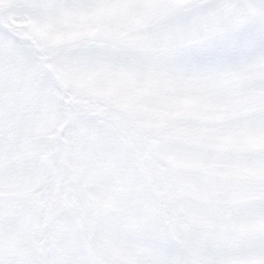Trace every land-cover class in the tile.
Instances as JSON below:
<instances>
[{
    "label": "snow or ice",
    "instance_id": "1",
    "mask_svg": "<svg viewBox=\"0 0 264 264\" xmlns=\"http://www.w3.org/2000/svg\"><path fill=\"white\" fill-rule=\"evenodd\" d=\"M0 264H264V0H0Z\"/></svg>",
    "mask_w": 264,
    "mask_h": 264
}]
</instances>
